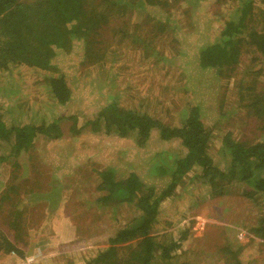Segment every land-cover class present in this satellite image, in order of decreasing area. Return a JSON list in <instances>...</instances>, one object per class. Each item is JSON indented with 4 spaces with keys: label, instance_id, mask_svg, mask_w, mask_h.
Instances as JSON below:
<instances>
[{
    "label": "rangeland",
    "instance_id": "374dc122",
    "mask_svg": "<svg viewBox=\"0 0 264 264\" xmlns=\"http://www.w3.org/2000/svg\"><path fill=\"white\" fill-rule=\"evenodd\" d=\"M169 3L174 5L161 9L150 22L136 12L116 16L101 29L97 46L75 39L69 50H59L52 63L71 89L67 104L55 102L45 82L37 81L42 72L21 70L30 89L0 90V106L11 110L15 122L21 120L22 101L29 96L33 114L48 123L58 120L63 133L57 140L38 136L32 149L0 162V241L6 237L24 255L0 251V264H88L105 250L108 245L94 242L124 228L140 213L132 205L106 208L96 203L104 195L98 190L104 170L115 171L118 178L138 172L156 188L169 183L170 178L159 181L151 172L155 164L173 168L180 140L163 142L154 132L145 146L138 147L135 135L119 138L85 126L114 99L126 110L171 127L182 126L191 109L198 107L213 141L210 154L220 168L229 161L221 148L225 133L249 143L262 135L261 122L250 118L245 106L253 94L250 89L264 93V61H255L254 49L245 48L241 63L222 75L202 70L197 63L200 45L221 29L227 7L212 0H200L194 7L193 0H187L192 7L189 16L184 14L189 7L184 2ZM116 29L125 35L115 34ZM90 46L99 48V60L88 59ZM9 145L0 144V157L8 155ZM194 177L192 170L176 189L179 202L170 198L173 202L162 204V222L152 233L165 241L191 225V236L175 259L163 261L157 253L152 264H223L225 249L230 254L239 250L242 264H264V239L251 231L258 227L261 203L244 196L245 185L210 196ZM175 205L179 222L163 224ZM71 226L75 235L79 231L75 239L65 233ZM135 244H125L119 258L125 260Z\"/></svg>",
    "mask_w": 264,
    "mask_h": 264
},
{
    "label": "trees",
    "instance_id": "16d2710c",
    "mask_svg": "<svg viewBox=\"0 0 264 264\" xmlns=\"http://www.w3.org/2000/svg\"><path fill=\"white\" fill-rule=\"evenodd\" d=\"M178 1L188 5L187 0H174ZM199 1L193 0L194 7ZM212 1L220 8L227 7V18L214 38L200 45L197 51L199 67L219 75L223 71H232L227 68H236L241 63L245 48L247 51L252 48L258 54L255 61H264V0ZM173 5L169 0H0V90L30 89L27 77L21 78V70L42 72L37 81H44L52 99L65 105L70 101L72 92L65 77L59 74L52 63L59 50H69L75 39L88 45L90 43L92 47L99 45L97 38L101 29L110 26L116 16H129L130 12H136L150 22L161 9ZM191 9L189 6L184 14L192 16ZM122 30L116 29L115 34L121 32L125 35ZM91 46L88 54L92 53V59L89 56L88 59L99 60V48L93 49ZM250 90L253 94L245 106L249 109L248 116L261 122L262 135L249 143L233 138L230 132L225 133L221 139L222 152L229 157L225 168L216 166L210 154L213 141L202 122L198 107L191 109L182 126L171 127L147 114L126 110L114 99L94 120L86 123L85 126L94 133L104 132L105 135L112 134L119 138L135 135L138 147L145 146L154 132L163 142L178 139L182 146L179 153L173 156V168L165 169L159 164L153 166L151 174L156 179L167 181L170 178L165 187L150 186L135 171H129L125 178H118L113 170L99 173L98 190L104 195L96 203L106 208L132 205L140 215L124 228L105 235L102 241L94 242L108 247L100 250L88 264H152L157 253L163 261L179 256L180 249L191 236V225L180 228L165 241H160L152 233L162 222V204L171 202L170 198H180L176 189L192 170L195 171L194 180L204 186L203 190L210 196H222L237 185H245L244 196L261 203L262 207L258 227H253L251 231L255 237L264 239V93ZM22 102V118L19 122L13 120L9 108L0 106V144H10L8 155L1 156L0 162L17 158L32 149L38 136L57 140L63 134L58 120L48 123L39 119L40 115L33 114L31 105L34 102L29 96ZM173 210L174 213L172 211L170 215L172 218L164 219L163 224L171 226L179 222L175 217L179 216L180 210L176 205ZM16 216L20 218L21 214ZM69 228L65 233L74 234V227ZM133 241L136 244L129 247L125 260L119 258L121 248ZM0 251L24 256L6 237L0 241ZM238 251L230 254L226 249L222 250L223 264H242L238 260ZM226 253L230 256L226 257Z\"/></svg>",
    "mask_w": 264,
    "mask_h": 264
},
{
    "label": "crops",
    "instance_id": "0c3cea01",
    "mask_svg": "<svg viewBox=\"0 0 264 264\" xmlns=\"http://www.w3.org/2000/svg\"><path fill=\"white\" fill-rule=\"evenodd\" d=\"M68 236L72 237V239L76 238L75 234H71V235H68Z\"/></svg>",
    "mask_w": 264,
    "mask_h": 264
},
{
    "label": "built area",
    "instance_id": "2783aa9c",
    "mask_svg": "<svg viewBox=\"0 0 264 264\" xmlns=\"http://www.w3.org/2000/svg\"><path fill=\"white\" fill-rule=\"evenodd\" d=\"M240 236H242V235H240Z\"/></svg>",
    "mask_w": 264,
    "mask_h": 264
}]
</instances>
